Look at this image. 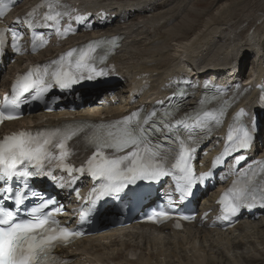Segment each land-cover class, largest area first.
Instances as JSON below:
<instances>
[{"label": "snow or ice", "instance_id": "snow-or-ice-1", "mask_svg": "<svg viewBox=\"0 0 264 264\" xmlns=\"http://www.w3.org/2000/svg\"><path fill=\"white\" fill-rule=\"evenodd\" d=\"M56 2L59 3V0ZM10 6V3L0 0V16ZM47 7L50 11L44 15L41 27L52 28L61 36L74 32L71 24L63 32L60 31L61 19L71 15L68 11L70 6L64 5V11L53 12L52 0H48ZM33 15L34 13L28 14L29 18ZM74 19L77 23L85 20L80 15ZM20 22L18 19L17 23ZM27 26L34 29L36 24L29 19ZM9 31L13 46L19 52L16 41L21 33L15 28H10ZM5 36V30H0V54L5 46ZM114 44L115 40L112 38L92 41L68 51L57 60L36 66L27 74L20 75L12 87L11 96L3 97L0 123L17 119L16 110L22 104L43 99L54 86L61 91L70 90L84 79L107 75V70L98 67V64L107 60ZM33 50H36L35 41ZM175 97L183 100L187 93L174 91L173 98ZM173 98L169 99L168 106L159 114L155 107L151 112L141 109L107 124H82L63 130H23L0 139V264H54L56 257L52 253L56 243H67L70 238L82 235L79 231L61 226L55 218L60 211L58 202L54 198L38 194L30 185L32 179L42 176L62 181L63 177L55 176L54 169L67 172L69 183L77 178L73 173L78 176L87 174L98 181L91 190L90 205L103 197L118 196L125 193V190L132 191L131 186L137 181H159L164 177H176V191L181 201L193 196L197 185L212 175L211 172L195 171L193 160L196 145L221 123V117L225 113L223 108L200 111L193 109L176 119L181 108L172 104ZM164 103L158 101L161 106ZM227 103L225 100L224 104ZM48 110L51 111L50 108ZM242 114L243 110L238 114L237 120ZM81 133L82 143L86 149L91 147L93 154L85 166L76 168L67 162L72 154L67 142ZM254 136V129L248 127L230 129L228 143L223 153L213 161V169L229 155L239 165L245 159L242 153L254 143ZM237 152L241 155H234ZM255 163L264 164L261 161ZM259 171L264 174V167H260ZM256 175L252 165L239 171L237 181L220 200L224 205L223 219L227 220L230 215H235L241 206L252 207L257 199V192L261 206H264V182L258 187ZM261 180L264 181V177ZM59 186L64 185L60 183ZM30 198L39 200V203L22 217L19 215L20 206ZM6 199L10 200L11 207L6 206ZM53 205L56 207H51ZM87 214L89 213L82 211V218ZM157 216L167 217L168 213L159 211L154 213V217Z\"/></svg>", "mask_w": 264, "mask_h": 264}, {"label": "bare ground", "instance_id": "bare-ground-1", "mask_svg": "<svg viewBox=\"0 0 264 264\" xmlns=\"http://www.w3.org/2000/svg\"><path fill=\"white\" fill-rule=\"evenodd\" d=\"M191 1L77 0L80 7L88 11L95 13L103 9L110 13L86 39L103 34L126 37L113 56L117 66L115 74L119 76L113 87L118 90L113 88L111 95L105 93L99 99L102 105H95L96 98L92 97L86 103L87 106L91 103V107L75 112L36 113L25 120L56 124L71 117L100 120L127 116L132 111L153 106L162 108L158 104L160 98L171 94L184 78L192 81L186 110L193 109L201 104L210 75L230 71L232 62L241 61L242 78L245 59L251 54L253 70L247 82L242 84L238 76L231 74L235 80L222 90L225 100L234 99L227 105L225 119L239 109L255 107L253 95L264 75V27L243 34L247 20L235 24L233 18L223 17V12L234 6L230 4L209 15L198 30L187 17L174 23L179 17L182 19V12ZM134 14L143 16V22H130ZM193 31L195 33L189 36ZM48 51L49 48L43 53ZM22 62L23 58H17L12 67L17 69ZM113 100L115 103L110 104ZM216 107L217 103L209 104L210 109ZM19 123L22 122L11 124ZM262 142L263 135L259 145ZM204 201V208H209L214 198ZM239 230L240 233L235 234ZM62 251L74 258L69 264H259L264 261V220L248 219L228 231L208 229L206 224L192 225L182 232H174L168 225L157 228L136 224L79 240ZM132 252L139 253L137 259L130 258Z\"/></svg>", "mask_w": 264, "mask_h": 264}, {"label": "rangeland", "instance_id": "rangeland-1", "mask_svg": "<svg viewBox=\"0 0 264 264\" xmlns=\"http://www.w3.org/2000/svg\"><path fill=\"white\" fill-rule=\"evenodd\" d=\"M225 4H230V6L231 5H234V6L233 7L229 6L230 7L229 10L225 11L226 13L223 12L224 18H226V19L227 18L228 19L233 18L232 20H233V22H235V24H239L242 21L244 22L247 20V23L243 26V29H244L243 34L247 33V31H249V32H251L253 30L258 31V28L260 26H261L260 27L261 29L264 27V0H192L188 4V6L186 7L187 11L184 10L182 12L181 16L184 15L182 17V19H180V17H179L178 19L175 20L174 23H177V21H179V20L182 21L185 17H187L188 21L194 22L197 25V30H198L201 28V24L205 21V19L209 15L217 12V10L220 7L225 6ZM188 11H190L189 14L187 13ZM186 13H187V15H186ZM258 13H261V14H258ZM235 15H236V17H235ZM143 20H144L143 16H140L138 14H134L131 16V19L129 21L130 22L131 21L132 22L133 21L143 22ZM256 21H257V23H256ZM178 25L179 24H177V26ZM194 33H195V31L191 32L189 36H192ZM252 57H253V55L251 54L245 60L246 64H245V70H244V74H243V80L247 79V77L251 74L250 69H251V62L253 61ZM40 58H43V56ZM116 90H118V88ZM258 220H264V216H262ZM238 233H240V230L237 231L235 234H238ZM200 240H202V238ZM260 263L264 264V261H262ZM252 264H256V263L253 262Z\"/></svg>", "mask_w": 264, "mask_h": 264}]
</instances>
